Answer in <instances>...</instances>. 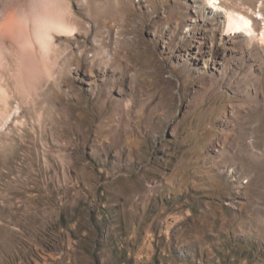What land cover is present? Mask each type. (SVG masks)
<instances>
[{"label": "rangeland", "instance_id": "obj_1", "mask_svg": "<svg viewBox=\"0 0 264 264\" xmlns=\"http://www.w3.org/2000/svg\"><path fill=\"white\" fill-rule=\"evenodd\" d=\"M219 2L120 0L117 74L92 34L67 109L13 123L0 264H264V0Z\"/></svg>", "mask_w": 264, "mask_h": 264}, {"label": "bare ground", "instance_id": "obj_2", "mask_svg": "<svg viewBox=\"0 0 264 264\" xmlns=\"http://www.w3.org/2000/svg\"><path fill=\"white\" fill-rule=\"evenodd\" d=\"M77 1L75 6L72 0H0V127H5L0 139L12 138L13 123L27 110L42 125L53 119L57 103L67 109L66 100L75 88L70 73L82 69L77 52L83 56L92 34L91 68L109 65L117 74L122 46L114 28L120 0ZM208 3L218 7L220 2ZM225 19L226 32L250 38L255 34L252 16L228 10Z\"/></svg>", "mask_w": 264, "mask_h": 264}]
</instances>
